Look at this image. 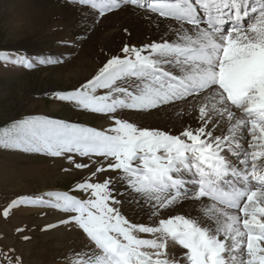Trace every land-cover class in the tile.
Instances as JSON below:
<instances>
[{"label":"snow or ice","instance_id":"6c2138e0","mask_svg":"<svg viewBox=\"0 0 264 264\" xmlns=\"http://www.w3.org/2000/svg\"><path fill=\"white\" fill-rule=\"evenodd\" d=\"M76 2L101 17L145 9L176 21L173 38L125 45L78 87L54 93L104 115L109 127L37 116L0 132L4 148L63 157L88 172L73 190L81 195L21 196L4 217L22 205L61 212L59 224L73 225L91 245L73 254V264H264V0ZM13 62L33 67L23 53ZM180 103L195 108L197 126L178 134L118 115ZM202 198L212 201L197 209L202 216L172 214Z\"/></svg>","mask_w":264,"mask_h":264},{"label":"rangeland","instance_id":"374dc122","mask_svg":"<svg viewBox=\"0 0 264 264\" xmlns=\"http://www.w3.org/2000/svg\"><path fill=\"white\" fill-rule=\"evenodd\" d=\"M60 1L90 8L76 0ZM11 5L7 0H0V132L22 119L37 116L98 129L109 127L110 121L104 115L77 110L54 98V93L78 87L88 76L77 73L84 52L90 50L83 46L82 37L70 34L72 31L67 29L69 23L66 22L60 27L33 30L29 23L18 19L20 9H12ZM36 31L39 34L35 35ZM17 53L31 58L33 67L14 63ZM5 55H12L13 60L5 61ZM45 56L59 58L62 62L40 63L36 59ZM118 115L126 118L122 111ZM76 159L87 163L86 159ZM87 175L86 169H76L63 157L0 145V264H8L6 256L12 258L13 264L17 258L22 264H70L75 260L73 254L83 248L75 242L58 239L57 229L73 226L59 224V220L65 218L61 212L48 206L22 205L11 209L9 216L4 217L3 210L18 197H37L48 191H67L79 196L81 193L73 191L75 184ZM57 214L58 220L52 221ZM49 224L57 226L46 228Z\"/></svg>","mask_w":264,"mask_h":264},{"label":"bare ground","instance_id":"6f19581e","mask_svg":"<svg viewBox=\"0 0 264 264\" xmlns=\"http://www.w3.org/2000/svg\"><path fill=\"white\" fill-rule=\"evenodd\" d=\"M7 1L12 4V9H20L18 19L29 23L33 30L34 28L46 30L55 26L60 27L63 22L69 23L67 29H71L70 34L80 35L83 46L90 47L89 52L84 50L83 61H80L81 65L78 71L76 69L80 75L87 73V77L83 76L85 79L91 78L111 56L122 55L121 49L125 45L141 46L157 41L162 37L172 39L173 30L176 27L174 20L159 17L145 9H134L132 6L106 13L105 16L101 17L97 10L75 6L60 0ZM37 33L36 31L34 34ZM78 77L80 76L78 75ZM122 115L130 121H136L140 127L170 130L172 134H178L188 126H197L195 119L197 111L192 105L183 103L162 106L159 110L148 112L122 110ZM211 203L212 201L208 198H202L195 204L191 200L185 201L182 205L177 206L172 214L191 212L193 216H202L203 213L197 209L201 205L207 206ZM58 217V214L55 215L52 221L58 220ZM208 223L211 222L208 221ZM56 231L59 233L57 236L59 240H69V243L75 242L83 250L86 245L91 247L85 235L83 236L74 226L59 228ZM144 235L145 238H151L147 234ZM181 252L182 250L177 246L176 254L180 255ZM73 261L70 264H73Z\"/></svg>","mask_w":264,"mask_h":264}]
</instances>
